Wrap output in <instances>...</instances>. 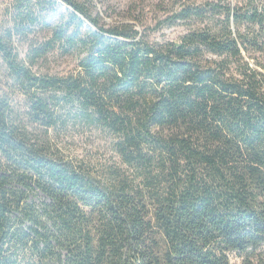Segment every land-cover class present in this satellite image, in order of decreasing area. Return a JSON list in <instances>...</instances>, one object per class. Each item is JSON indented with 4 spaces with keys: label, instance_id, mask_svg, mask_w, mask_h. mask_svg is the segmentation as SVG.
Segmentation results:
<instances>
[{
    "label": "trees",
    "instance_id": "trees-1",
    "mask_svg": "<svg viewBox=\"0 0 264 264\" xmlns=\"http://www.w3.org/2000/svg\"><path fill=\"white\" fill-rule=\"evenodd\" d=\"M175 3L151 24L134 9L108 23L95 0H15L0 264H264V0ZM57 51L74 72L35 70ZM86 134L111 155L70 154L65 138Z\"/></svg>",
    "mask_w": 264,
    "mask_h": 264
},
{
    "label": "rangeland",
    "instance_id": "rangeland-1",
    "mask_svg": "<svg viewBox=\"0 0 264 264\" xmlns=\"http://www.w3.org/2000/svg\"><path fill=\"white\" fill-rule=\"evenodd\" d=\"M97 5V11H100L106 21L113 22L121 18L120 16L134 9L137 15H145L147 22L155 24V17H166L168 11L176 8V0H95ZM201 1V0H197ZM15 0H0V30L4 27L12 24L11 12ZM185 23H177L173 25H167L162 30L152 32L153 39H177L178 36L183 34L186 29ZM152 31V30H151ZM150 31V32H151ZM39 35L41 33L37 32ZM33 36V34H31ZM20 39V41H19ZM16 44L21 51V56L26 58L27 43L26 40L16 38ZM35 70L40 72L67 74L74 72L77 66V61L71 56H62L57 51L51 58L44 62L41 61ZM15 91L13 97L15 102H20L22 99L21 94L13 85V81L10 78L6 63L0 55V92L11 93ZM67 140L66 147L69 153L79 158L88 157L93 158L95 162L104 160L111 155V150L105 147L107 143L105 134L101 136L95 134H86L83 136H73L65 138ZM233 261H239V258L232 256Z\"/></svg>",
    "mask_w": 264,
    "mask_h": 264
},
{
    "label": "water",
    "instance_id": "water-1",
    "mask_svg": "<svg viewBox=\"0 0 264 264\" xmlns=\"http://www.w3.org/2000/svg\"><path fill=\"white\" fill-rule=\"evenodd\" d=\"M65 7H67L66 5H65ZM88 26H91L90 24H88Z\"/></svg>",
    "mask_w": 264,
    "mask_h": 264
}]
</instances>
